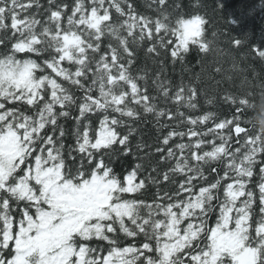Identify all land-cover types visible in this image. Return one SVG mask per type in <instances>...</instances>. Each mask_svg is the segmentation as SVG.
<instances>
[{"label":"snow or ice","instance_id":"obj_1","mask_svg":"<svg viewBox=\"0 0 264 264\" xmlns=\"http://www.w3.org/2000/svg\"><path fill=\"white\" fill-rule=\"evenodd\" d=\"M150 7L155 18L134 0H0V264H264V135L244 119L251 93L225 96L223 120L184 119L196 87L173 92L156 77L152 95L147 70L133 73L138 48L182 60L208 46L204 17L169 0ZM143 113L171 128L154 152L132 142ZM114 156L156 166L118 176Z\"/></svg>","mask_w":264,"mask_h":264},{"label":"trees","instance_id":"obj_2","mask_svg":"<svg viewBox=\"0 0 264 264\" xmlns=\"http://www.w3.org/2000/svg\"><path fill=\"white\" fill-rule=\"evenodd\" d=\"M41 2L47 4V0H41ZM67 2L71 3V0ZM169 4L173 6L170 11L179 12L185 16L199 14L206 19L204 41L208 46L207 51L200 50L196 45H190L189 52L182 60H173L170 56L164 55V50H161V57L156 59L154 55L147 56L141 46L137 49L133 73L143 74L139 70H147L148 86L154 96L158 94L152 83L156 77L167 83L173 92L180 85L196 87L199 93L197 109L183 107L179 109L184 112L185 120L189 116L195 117L207 113H212L217 120L231 118L233 107L225 100V96L251 93L249 99L254 107L249 105L244 119L246 122L251 121L247 123V127L256 133L255 125L258 117L264 114V88L261 86L264 83V60L259 58L256 52L264 46V0H169ZM150 5L151 0H134V6L138 12L155 18V8ZM176 5H179V8H175ZM172 39L175 40L174 37ZM236 40H240L241 44L236 45ZM0 51H3V48H0ZM75 114L73 111V115ZM61 123L68 133L65 139L66 145L74 144L75 137L72 134L75 127L74 121L69 118L66 121L62 120ZM163 123H170L172 127H175L179 119L171 122L165 120ZM259 123L264 124V121ZM211 125L212 121H209V126ZM168 130L171 128L161 130L155 116L143 113L142 119L133 124L132 142L133 144L143 142L149 146L148 150L154 152L151 146L156 143L157 137ZM179 130L186 131L187 128L182 127ZM261 130L264 131V128ZM141 155L143 156L144 153L142 152ZM113 161L112 166L118 176L130 166H134L136 162H142L148 171L156 166L154 156L151 159L145 156L142 161H136L131 156L127 160L114 156ZM211 167H217L219 170L216 164ZM144 174L146 175L147 172ZM205 175H208L210 180L215 179V173H210L207 166ZM258 180L257 175L255 181ZM155 191L156 186H151L140 198L151 202ZM254 208V219L258 220V204ZM214 220L215 216H213ZM140 239L142 237L137 238V240ZM128 242L130 241H124V243Z\"/></svg>","mask_w":264,"mask_h":264},{"label":"clouds","instance_id":"obj_3","mask_svg":"<svg viewBox=\"0 0 264 264\" xmlns=\"http://www.w3.org/2000/svg\"><path fill=\"white\" fill-rule=\"evenodd\" d=\"M259 121H264V114L259 115L255 125L256 131L259 132L261 135H264V131L261 130L262 128H264V124H260Z\"/></svg>","mask_w":264,"mask_h":264}]
</instances>
